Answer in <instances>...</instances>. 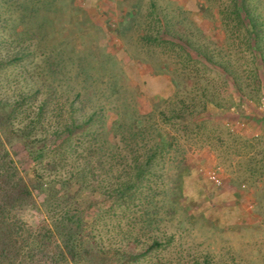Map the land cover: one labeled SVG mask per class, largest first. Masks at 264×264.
<instances>
[{
	"label": "rangeland",
	"instance_id": "rangeland-1",
	"mask_svg": "<svg viewBox=\"0 0 264 264\" xmlns=\"http://www.w3.org/2000/svg\"><path fill=\"white\" fill-rule=\"evenodd\" d=\"M262 44L264 0H0L2 140L30 183L89 162L87 194L98 198L149 156L123 140L134 139L137 119L151 127L140 139L166 145L144 188L155 190L158 216L141 224L147 205L137 199L119 213L113 241L138 235L141 250L161 240L141 264H203L204 255L264 264ZM79 123L86 129L60 146L53 131ZM181 179L197 210L171 202ZM56 203L50 209L39 191L15 203L11 219L26 242L42 217L59 218ZM111 214L93 221L102 236L119 221Z\"/></svg>",
	"mask_w": 264,
	"mask_h": 264
},
{
	"label": "trees",
	"instance_id": "trees-1",
	"mask_svg": "<svg viewBox=\"0 0 264 264\" xmlns=\"http://www.w3.org/2000/svg\"><path fill=\"white\" fill-rule=\"evenodd\" d=\"M250 32L251 37L258 38L255 28H251ZM260 52L262 53L260 60L264 62V44ZM93 117L92 115L88 119L89 124L93 122ZM118 127L120 126L114 122L111 130L116 131ZM34 129H36V124L23 130L24 135L30 139V133ZM85 129V124H72L57 127L53 134L62 139L60 146H63L75 134ZM150 129V126L143 125L137 119L128 127V134L134 139H123L127 142L132 141L130 143H133V146L128 143L127 147L131 146L136 152L142 149L149 153V156L144 161L136 157L133 163L127 164L128 169L123 170L125 173L119 177L117 186H103L100 190L94 189L95 192H99L98 198L101 197V199L87 194L90 177H88L86 167L89 162H85L83 167L79 165V169L71 172L65 179L48 178L44 181L43 176L36 175L34 182H28L20 174L0 134V264H141L148 260L152 251L165 245L161 240L154 239L151 244L139 250L138 235L134 239L125 238V242L120 239L113 241L114 237L110 236L114 231H118L117 227L121 222L119 213L126 216L128 212H132L137 199L143 200V203L149 206L142 208L141 224L143 222L148 224L152 218L158 216L157 211L151 208L156 196L155 190L150 187L149 191L145 192L144 188L151 183L153 161L164 152L166 145L164 141L151 145V139H140L146 137ZM45 144H48L47 141ZM99 149V145H93L91 151ZM30 152H33V149ZM38 155L35 157H44L43 152ZM176 188L171 202L183 209L197 210L195 195L185 187L184 179H181V183L179 182ZM34 191L45 195L46 204L50 206V209L58 200L56 207L60 208V216L56 221H48L42 217L29 237V241L26 242L27 239L20 234L22 233L21 227L14 226L12 222L11 211L17 201L32 199ZM86 196L91 198L87 200L84 198ZM91 210L94 214L88 219ZM112 212H116L118 225L114 223L112 229H104L105 236H102L100 234L102 232L98 233L93 221L103 219L102 217L107 214L109 218H112ZM128 225L134 230L137 224L129 222ZM21 241L25 244L22 245ZM18 243H20L19 248ZM19 249H25V251L22 253ZM203 264H212V257L204 255Z\"/></svg>",
	"mask_w": 264,
	"mask_h": 264
},
{
	"label": "built area",
	"instance_id": "built-area-1",
	"mask_svg": "<svg viewBox=\"0 0 264 264\" xmlns=\"http://www.w3.org/2000/svg\"><path fill=\"white\" fill-rule=\"evenodd\" d=\"M212 178L215 180V182L220 183L219 178L216 177L215 175H213Z\"/></svg>",
	"mask_w": 264,
	"mask_h": 264
}]
</instances>
